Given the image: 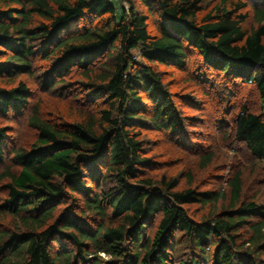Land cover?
<instances>
[{"label": "trees", "instance_id": "1", "mask_svg": "<svg viewBox=\"0 0 264 264\" xmlns=\"http://www.w3.org/2000/svg\"><path fill=\"white\" fill-rule=\"evenodd\" d=\"M125 1L128 10L113 0H0V113L27 109L33 92L21 77L35 74L39 56L50 66L44 87L80 73L92 106L71 122L33 108L35 141L14 148L0 173V264H264V193H248L244 171L206 189L192 171L185 186L155 179L145 173L140 130L184 134L158 66L183 70L197 51L210 76L204 92L225 105L223 141L264 162V0H221L209 10L205 0ZM221 74L226 80L213 78ZM239 81L255 87L260 106L232 101ZM7 139L0 126V164ZM194 205L208 211L197 217Z\"/></svg>", "mask_w": 264, "mask_h": 264}, {"label": "rangeland", "instance_id": "2", "mask_svg": "<svg viewBox=\"0 0 264 264\" xmlns=\"http://www.w3.org/2000/svg\"><path fill=\"white\" fill-rule=\"evenodd\" d=\"M220 1L205 0L204 7L209 10ZM113 2L117 6L119 3V6H124L127 10L130 7L125 0H113ZM138 9L147 12V9L141 5H138ZM248 10H250V17L245 25L252 28L256 22L251 3ZM158 23L157 19L151 18L149 24L153 32H156ZM202 64L204 63L199 52L191 51L190 61L183 70L164 65L158 66L167 88L172 92L174 101L183 113L186 129L182 136H171L148 125L140 129L144 145L143 156L151 160L145 173L155 179H159L162 175L174 177L178 179L181 186H185L188 182V173L192 171L194 184L206 189L217 188L220 185L227 186L225 179L237 169H241L245 173L248 193L254 194L257 191L264 193V162L254 160L242 145H233V148H237L234 152L230 146L233 143L232 139L223 141L224 132L220 131L218 125L219 120L221 122L222 116L226 114L225 105L217 104L213 94L204 92L210 90L211 86L203 80V78L210 80V76L200 68L199 65ZM49 69V62L40 56L37 57L35 74L21 77L28 82L33 92L29 106L20 115L0 113V126L8 129L7 156L5 162L0 164V173L3 172L5 166L12 164L11 154L14 148L28 149L35 141L37 131L29 122L35 106L40 107V114L44 118L61 122L74 121L78 113L92 108L82 85L83 77L80 73L72 72L65 75L63 82L59 81L53 89H50L51 87H44L43 81L45 76L46 79L50 77L48 76ZM217 75H213V78L218 82L226 80L222 74ZM237 85L232 96L233 102L240 100L242 103L254 104V106L261 105L260 98L252 84L240 82ZM225 117L232 119L229 114ZM219 143L222 145L220 146ZM212 150L215 152L213 163L209 167H202L199 163L200 157ZM14 168L18 167L14 166ZM6 180L0 182L1 197L6 195V191L2 188ZM63 206L61 205L60 208ZM191 208L197 217L208 211V208L199 205L191 206ZM102 256L104 259L110 258L105 253H102Z\"/></svg>", "mask_w": 264, "mask_h": 264}]
</instances>
